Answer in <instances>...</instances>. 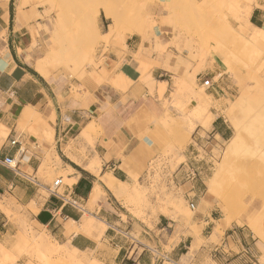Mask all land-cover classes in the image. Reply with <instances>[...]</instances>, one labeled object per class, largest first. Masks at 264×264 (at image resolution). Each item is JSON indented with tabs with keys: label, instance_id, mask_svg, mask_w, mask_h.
<instances>
[{
	"label": "crops",
	"instance_id": "1",
	"mask_svg": "<svg viewBox=\"0 0 264 264\" xmlns=\"http://www.w3.org/2000/svg\"><path fill=\"white\" fill-rule=\"evenodd\" d=\"M15 1L0 0V204L14 220L35 222L59 243L94 252L106 264H264V240L246 228L240 216L233 215L227 223L228 213L218 217L213 206L201 205L203 196L211 202L217 199L222 208L212 196L214 186H208L211 177L204 192L210 157L199 124L185 164L172 176L174 182L188 185L184 197L198 208L189 226L188 218L175 230L163 213L151 219L148 213L132 214L111 189L119 182L132 186L145 173L153 146L146 143L153 142L146 132L163 112L158 83L165 84V91L174 84V93V78L205 74L212 86L216 83L210 95L223 98L229 80L214 24H225L228 39L229 29L239 21L225 7L224 21L209 16L190 22L177 19L176 12V19L167 15L172 25L158 24L152 33H124L123 47H112L106 55L109 78L100 73V81L93 82L63 71L44 76L35 68V60L44 57L43 39L35 35L33 41L28 25L36 30V22L28 21V7L18 14ZM244 5L249 8L241 36L259 48L253 29L264 31V0H244L239 8ZM189 23L197 26L188 28ZM207 36L211 40L203 47ZM205 48L210 51L204 61L200 56ZM117 72L129 82L119 87L108 83ZM212 116L206 136L231 139L235 133L231 135L224 116ZM225 116L231 122V114ZM1 205L0 236L17 226Z\"/></svg>",
	"mask_w": 264,
	"mask_h": 264
},
{
	"label": "rangeland",
	"instance_id": "2",
	"mask_svg": "<svg viewBox=\"0 0 264 264\" xmlns=\"http://www.w3.org/2000/svg\"><path fill=\"white\" fill-rule=\"evenodd\" d=\"M93 1L94 4H97V0ZM107 1L114 3L122 15V20L113 33L105 36L102 34L109 29L111 21L103 15L100 6H98V14L93 18L89 12L90 10L65 8L61 0H27L28 21L33 20L36 22V30L34 28L32 30V23L28 27L34 35L35 39L33 41L36 42L35 35L43 39L44 56L45 54L47 56L46 46L55 39V28L60 24L61 18L68 20L66 33L70 38L73 35L78 36L77 45L70 49L69 61H60L54 57L46 59L48 74L53 71L55 73H62L63 71L78 78L88 77L93 82L100 81V73L102 78H109L110 71L104 68L103 63L112 47H123L124 41H122V38L124 33L130 31L141 32L145 29L151 32L158 24L172 25V22L166 20L167 15L175 18L173 14L176 12L178 16L181 12L180 5L172 6L175 2L172 0ZM183 1L190 4L189 7L196 12L197 18L217 16V21H224L223 8L225 7L230 15L239 21L237 26L229 29L231 33L228 34V39L225 24L223 22L214 24L218 42H222L224 47L222 49L224 53L223 62L227 67L225 74L229 80V83L226 82L229 88L226 89V92L222 90L223 98L218 101L210 95L213 93L216 83L208 88L201 83L202 80L208 78L207 75L200 74L197 78L195 74L192 78V75L185 74L180 77L181 80L174 78L176 84L174 93H172L174 84L167 91L164 89L161 94L157 92V100L161 102L163 112L161 116L154 118L152 122L153 129H147L146 132V135L152 137L153 142L150 141L151 144L153 143L152 152L147 159L148 163L144 167V175L138 181H134L136 188L130 201H128L129 203L125 200L123 202V199L121 202L132 214L148 213L149 219L158 213L167 215L172 221V224L169 225L170 229L175 230L186 217L182 211L183 205H186L192 211L189 213V222L186 221V225L189 226L192 216L198 208L191 209L189 206L190 201L184 197V194L188 191V185H180L174 182L172 176L179 169L180 164H185L188 145L193 140L192 132L199 124V132L206 137V153L210 157L209 168L204 177V192L207 189L206 181L208 178L215 176L214 180L210 179L208 181V186H214L212 196L221 201L222 208L217 199L211 202V200H204L203 196L201 205L213 206L216 209L215 215L218 217H222L225 212L229 216L232 215V218L235 214L240 216V220L249 227L246 224L243 225L250 231L252 230L251 232L255 233L258 239L264 240V63L262 64L264 52L257 48L258 46L252 40L245 42L246 39L241 36L240 25L249 7H245V4V8H239L244 0ZM245 1L250 2L251 0ZM180 2L182 0L178 3ZM29 11H31V14ZM84 18L92 21L90 24L94 23L93 30L80 32L77 29L78 21ZM188 21L193 22L194 20L189 19ZM194 26H197V24L189 23L187 25L188 28H194ZM201 26L209 27L208 24ZM210 40L209 36L204 38L202 41L203 47H206ZM35 42L34 44H36ZM61 43L63 47H67L71 42L69 43V39L63 38L59 41L60 46ZM248 44L252 49L248 48ZM209 51L208 48L202 51L200 57L204 61L209 56ZM107 81L117 87L129 82L121 72L115 73ZM198 86H203V95L208 94V96L204 95L201 98L203 100L201 106L196 99ZM153 93L154 90L150 89V94ZM217 112L224 116L230 127L231 135L235 130V128L233 129V123L239 122L240 133L237 136L235 145L231 147L235 135L230 136L231 139L228 138L227 140L206 136L205 132L210 129L211 121L214 118L212 115ZM227 112L228 115L231 114L232 116L231 122L225 116ZM209 116L212 120L207 125H203L200 121L209 119ZM181 204L182 206H179ZM6 213L17 226L0 236V253L2 246L7 249L10 256L6 260L8 264H39L34 256L30 257L27 254V249L31 242V238H29L31 232L38 234L44 232V228L29 220H14V216L11 215L10 211H6ZM87 220L92 221L93 219L87 217ZM149 226H152L150 221ZM195 239L198 245L201 240L199 237ZM84 255L87 259H90L84 264H106L98 260V255L94 252H84ZM93 257L96 259H93ZM55 258H57L56 255L52 257L53 264H63L62 260L58 261Z\"/></svg>",
	"mask_w": 264,
	"mask_h": 264
},
{
	"label": "bare ground",
	"instance_id": "3",
	"mask_svg": "<svg viewBox=\"0 0 264 264\" xmlns=\"http://www.w3.org/2000/svg\"><path fill=\"white\" fill-rule=\"evenodd\" d=\"M172 1H175L172 4L173 7H176V5H178V6L180 5L179 9L181 10V12L178 15L179 18H181L183 20H187V21L189 19H192V20L197 19L196 12L193 11L191 7H189L190 4H187V2H184L183 0L180 3H178L180 0L179 1L172 0ZM61 2L63 3V5H64L65 8H68V7H72V8H75V9H77V8H85L87 10H90L89 12L91 13V15H92L93 18L98 14V12H99V7L98 6H100V9L103 11V15L107 19H109L111 21V23L109 24V29L102 34V35H105V36L106 35L108 36L109 33H113L118 28V26H119V24H120V22L122 20L121 13L117 10V8L115 7L114 3L111 2V1H107V0H97L96 1L97 4H94V1L93 0H61ZM26 3H27V0H16L15 4H16V9L18 11V14H20V12L23 11V9L26 8V6H27ZM178 16L176 17L177 19H178ZM90 22H92V21H90L88 18L80 19L78 21L77 29L80 32L83 31V30H87V31L93 30L94 27H95L94 26V23H91L90 24ZM68 24H69L68 23V20L63 19V18L60 19V24L56 26L55 32H54V37H55L54 41H55V43H53L54 42L53 41V42H51V44H49L48 46H46L47 48L45 49V52H47V56L45 54L44 57H42L40 59L38 58V59L35 60V63H34L35 68L38 71H40L44 76L45 75L46 76L49 75L48 74V71L49 70H47V64H46L47 63L46 59L48 57H54L56 59H59L60 61H62V60H68L69 57L71 56V54L69 53L71 51L70 49H72L73 47H75L77 45V43H78V36L73 35V37L70 38V36L68 35V33H66V29L68 27ZM253 31L256 32V35H257L256 38H254V41L258 44V39H259V44L260 45L262 44V46L259 47V48H260V50L262 52H264V31L263 30H256V29H253ZM63 38H67V39H69V43L71 42L67 47H63L62 43H61V46L59 44V41L63 40ZM104 64H105V62L103 63V65ZM148 76L146 78H148ZM151 82L153 83V81H151ZM148 84H150V83H148ZM150 86H151V84H150ZM164 87H165V84L164 83H158L157 92L159 94H161L163 92V90H164ZM202 87L203 86H198V88L196 90V92L198 94L197 97H196V99L200 103L199 104L200 106L202 105V102H203V100L201 98L204 95H206V94L203 95ZM150 89H152V88H150ZM210 120H212V119L209 116V119H207L205 121L201 120L200 122L203 125H207V123ZM233 125H234V128H235V130H234L235 131V136L232 139L233 142H231L230 147L233 146V145H235V143H236L235 141L238 138L237 136L240 133L239 130L241 129V127L239 125V122L238 123L234 122ZM146 143L148 144V143H151V142L148 140V141H146ZM89 168L92 169L90 166H89ZM211 179L214 180L215 179V176H213ZM134 184H135V182H133L132 183V186H130L131 184L130 185H125L124 183H120L119 182V183L114 184L115 186L114 185H111V189L113 191L112 194H114L115 197L121 198V200L123 199V202H124V200H125V202H128V201H130L131 196H132V194H133V192H134V190L136 188L135 187L136 185H134ZM181 202H182V200H181ZM182 204H185V203H182ZM182 204L179 205V206H182ZM1 207L5 211H7V212L9 211L8 209H6V207L4 206V204H2ZM179 209H181V208H179ZM182 211L186 215V217L185 216L184 217L186 219L187 218L189 219V216H190L189 213L192 212V211H190L186 205H183V210ZM231 219H232V216H229L227 214L226 215V221H227V223H229V221ZM72 228L73 227H70L69 229H72ZM31 233L32 234L29 237V238H31L30 239L31 242H30V244L28 246V249H27L28 252H27V254H29L30 257L31 256L33 257L34 256L38 260L39 264H53L52 257L54 255L57 256V258H55V259H57L58 261L59 260L60 261L62 260L61 262H63V264L64 263L65 264H84V263H86L87 261L90 260V259H87V257L84 255V252L78 251L76 249H70V248L66 247L65 245L59 243L54 238H52L51 236H49L46 232H40L38 234H34L33 232H31ZM261 236H262V234H261ZM0 255H1V264H8L6 262V260H8L10 258V256L7 253V249H5L3 246L1 248ZM93 259H96V258L93 257Z\"/></svg>",
	"mask_w": 264,
	"mask_h": 264
},
{
	"label": "built area",
	"instance_id": "4",
	"mask_svg": "<svg viewBox=\"0 0 264 264\" xmlns=\"http://www.w3.org/2000/svg\"><path fill=\"white\" fill-rule=\"evenodd\" d=\"M201 83H203V85L206 86L207 88L212 86L211 80L209 78H206V79L202 80ZM4 161L6 163L10 164V166L12 165L11 164L12 163V160L11 159L5 158ZM12 166H14V164ZM58 183H59V180L54 181V185H57ZM51 191L55 193V190L54 189H51ZM189 206H190L191 209H195L194 202L190 201L189 202Z\"/></svg>",
	"mask_w": 264,
	"mask_h": 264
}]
</instances>
